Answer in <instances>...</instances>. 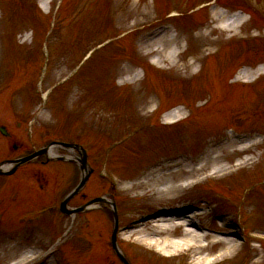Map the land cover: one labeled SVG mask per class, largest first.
<instances>
[{
	"label": "rangeland",
	"instance_id": "1",
	"mask_svg": "<svg viewBox=\"0 0 264 264\" xmlns=\"http://www.w3.org/2000/svg\"><path fill=\"white\" fill-rule=\"evenodd\" d=\"M44 1L0 0V126H6L12 135L10 140L0 135V161L17 157L20 150L30 152L45 146V129L54 130L53 141H66L68 126L61 120L60 124L54 121L67 105L65 109L75 122L73 127L84 138L81 142L99 137L90 159L97 173L71 207L96 197H109V188L98 178L101 149L135 129L138 138L129 145L133 147L121 150L114 166L116 170L124 167L125 151L142 149L140 161L131 163L125 173L120 172L125 183V191H117L122 226L159 209L202 206V197L209 199L214 194L216 205L213 209L207 205L195 222L201 228L234 232L236 207L242 203L240 192L255 185L251 192L255 205L243 203L242 206L245 213L261 216L254 224L257 231L264 233V75L256 76L257 71H264V0H216L219 7L215 11L223 17L230 14L222 20L223 25L232 22L239 10L252 15L250 21L247 17L238 18L236 26L244 22L242 28L230 26L229 30L214 29L216 22L209 26L213 21L210 19L213 6L198 10L199 6L215 0H53V5L61 6L62 23L45 40L40 33L39 38L31 35L28 23L35 13L41 18L35 6L42 17L48 16ZM170 11L171 16L177 13L180 18L171 19ZM150 23L153 25L149 26ZM164 24L172 30L163 31ZM132 25L137 33L129 37L119 35ZM39 27L48 30V22L43 21ZM233 35L247 36L249 41L231 42L228 38ZM105 41L111 43L97 50L88 62L83 60ZM45 45L50 70L43 92L71 78L76 66L81 61L85 63L75 78L50 95L54 98L53 107L39 116L41 125L44 124L39 128L31 122L38 100L32 92L36 77L33 62L39 59L42 63L43 51L39 53L38 48ZM211 49L217 52L211 55ZM170 55L176 58L170 59ZM13 66L19 69L15 72ZM147 67L169 74L160 76ZM239 69L245 70L242 76L248 80L246 84L257 81L242 88L241 83L234 82L235 75L238 77L241 72ZM12 71L16 75L9 81ZM185 101L203 107L202 113H196L181 127L160 129L158 119L164 115L168 118L189 115ZM155 106L160 109L152 114ZM233 129L242 136L236 137ZM15 141L18 152L12 150ZM243 166L248 168L239 175L238 170ZM222 170L228 172L218 173L220 179L222 176L229 179H208L196 189L181 188L189 180ZM79 176L76 167L63 163L42 166L37 162L10 178L0 179V198L10 194L9 201H0V264H17L44 253L47 247L60 249L63 264H120L110 246L113 220L108 206L93 208L76 218H67L58 211L61 200ZM139 177L145 186L134 181ZM169 180L179 189L174 200L150 195L152 188L163 187ZM228 199L236 204L233 208H227ZM49 206L55 208L54 213L32 225L29 218ZM24 216L28 217L27 221H21ZM147 225L131 235L124 230L118 238L132 264H264V246L254 245L246 250L240 242L232 254L219 260L234 240L216 237L199 240L197 244L204 250H183L176 254L173 245L165 249L157 242L169 236L180 239L185 233L173 229V222H169L170 229L159 232L150 223ZM166 254L172 256L168 262H162ZM45 264L55 262L50 258Z\"/></svg>",
	"mask_w": 264,
	"mask_h": 264
},
{
	"label": "bare ground",
	"instance_id": "2",
	"mask_svg": "<svg viewBox=\"0 0 264 264\" xmlns=\"http://www.w3.org/2000/svg\"><path fill=\"white\" fill-rule=\"evenodd\" d=\"M229 17H230V14H224V17L221 14H217V15H215V20L218 21V22H220V20H225V19H228ZM231 18H233V16H231ZM238 18H240V16L239 15H235V18H233V20L231 19L232 22H229V21L227 22L226 21L228 24L225 25V26L226 27H229V28H231L230 26H235V28H237V29L240 28L241 26H236V24H238V22H237L238 21ZM240 19H242V18H240ZM233 23H235V24H233ZM209 26L211 27V25H209ZM169 58L170 59H174L176 57H175V55H170ZM53 152L55 153L56 151H53ZM155 180L156 179H154L153 182ZM163 186H165V185H163ZM173 190H174L173 184L169 180L168 181V184L165 186L164 189L160 190V192L158 193V195H160L162 193L171 194V192ZM191 217H193V215H189L186 218V220L184 218H181V219L167 218V219H158L157 221H154V222H163L162 225H161V227H160V228H163V229H169V228H171L170 225H169V223H166V222H175L174 220H179L178 221L179 222L178 225H180V227L181 226L189 227V228H186L185 229V231H186L185 232V235H183L180 240L173 239L171 236H169V237H167L163 241H158L157 244L160 245L162 248L168 249L172 245H173L174 248H176V247L183 248V247H188L189 245H191V244H188V246H187V243H194V244H196L197 242H199V240L202 239L201 235L199 233L193 231L194 229H191L193 227V225H191L190 222H189V220H187V219H189ZM231 252H232V250L224 251L223 256L230 255Z\"/></svg>",
	"mask_w": 264,
	"mask_h": 264
},
{
	"label": "water",
	"instance_id": "3",
	"mask_svg": "<svg viewBox=\"0 0 264 264\" xmlns=\"http://www.w3.org/2000/svg\"><path fill=\"white\" fill-rule=\"evenodd\" d=\"M0 131L4 134L5 133V131L3 130V129H0ZM45 153V151H41V152H39V153H36L35 155H32V156H30L29 158H26V159H24V160H22V161H20V163H26V162H28V161H30V160H32L33 158H35V157H37V156H39V155H43ZM81 168L83 169V170H87L86 169V162H85V159H83L82 161H81ZM87 180H88V174H87V176H86V178H84L83 180H82V182L80 183V185L76 188V190L62 203V205H61V210L64 212V213H66V214H71V213H78V212H81L83 209H79V210H76V211H67V209H66V205L68 204V202L75 196V195H77L82 189H83V187L85 186V184H86V182H87ZM116 227H117V224H116ZM115 235H116V228H115V232H114V234H113V246H114V249L116 250V252L118 253V255H119V257H120V259L122 260V262L124 263V264H128L127 262H126V260L122 257V255L119 253V251H118V249H117V246H116V240H115Z\"/></svg>",
	"mask_w": 264,
	"mask_h": 264
}]
</instances>
